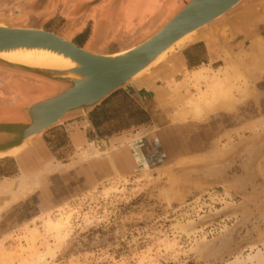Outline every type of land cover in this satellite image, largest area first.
<instances>
[{"label":"rangeland","instance_id":"obj_1","mask_svg":"<svg viewBox=\"0 0 264 264\" xmlns=\"http://www.w3.org/2000/svg\"><path fill=\"white\" fill-rule=\"evenodd\" d=\"M2 1L8 2L5 13L12 19L21 6L36 14L53 1L51 10H58L51 14L67 6L65 0ZM133 1L112 0V8L123 15L116 17L111 51L144 41L174 5L144 0L142 6L135 0L140 7L133 13L127 10ZM247 2L256 3L258 15L246 21H257L247 34H258L264 0ZM99 3L82 5L90 11ZM236 12L215 23L225 27L215 41L223 63L182 74L179 65L161 62L130 83L140 102L160 116L158 125L155 120L143 131L95 136L91 141L103 153L57 172L46 169L54 161L71 163L91 141L74 150L58 127L20 156L0 159V181L19 177L22 158L31 164L32 176L40 174V187L2 212L0 264H264V71H251L248 52L242 57L227 49L242 46V35L238 39L234 31L247 24L240 25ZM228 18L236 19L231 33ZM85 23L84 37L93 28L92 21ZM196 38L176 46L170 56ZM0 77L5 97L0 107L6 108L16 104L10 99L17 89L13 80L28 83L31 77L1 69ZM55 94H29L27 100L21 95L17 104L24 108ZM20 121L0 116V123Z\"/></svg>","mask_w":264,"mask_h":264},{"label":"water","instance_id":"obj_2","mask_svg":"<svg viewBox=\"0 0 264 264\" xmlns=\"http://www.w3.org/2000/svg\"><path fill=\"white\" fill-rule=\"evenodd\" d=\"M247 1L250 0H185L184 5L144 41L118 55L89 52L43 28L0 26V53L21 49L45 50L75 64L73 68L60 70L31 67L0 58L3 69L65 86L55 96L24 108L6 107L22 112L28 121L0 123V159L19 156L68 116H84L118 90L167 61L171 53L169 49L182 38L202 32Z\"/></svg>","mask_w":264,"mask_h":264},{"label":"crops","instance_id":"obj_3","mask_svg":"<svg viewBox=\"0 0 264 264\" xmlns=\"http://www.w3.org/2000/svg\"><path fill=\"white\" fill-rule=\"evenodd\" d=\"M67 2V6L63 8V11L60 12L59 17H61V20L64 22L62 24V30L59 31L60 33H57L61 37L70 40L74 43H76L78 46L88 50L89 52L92 53H97V54H113L117 53L120 51H123L124 48L122 46H119V48L115 50H110V41L113 40L111 35L114 33L113 31L116 29L115 25L118 23V20L116 17H120L123 15L121 12V9H113L112 8V0H102V3H99L96 5L93 9L90 11H87L86 9L83 8V1L85 0H65ZM172 1L174 5L172 6V10L170 11V15H172L174 12H176L182 5L181 2L184 0H168ZM134 3H137L138 7H140V2H136L135 0L133 1ZM144 0H142V6ZM73 3V4H71ZM78 3V4H77ZM73 5V6H71ZM82 5V6H81ZM164 4H161V7ZM180 5V6H179ZM239 8H237L236 16H238V21L240 22V25H244L247 20H249L252 16L254 17L256 15V3L253 2H246V4H241ZM179 6V7H178ZM52 3H50L49 6H44L42 7V10L46 11L45 14L49 15L51 11ZM146 7H149L148 4H146ZM165 7V6H164ZM163 7V8H164ZM47 8V10H45ZM177 8V9H176ZM144 9V8H143ZM176 9V10H175ZM61 10V9H60ZM158 11V10H157ZM155 12L153 16H158L159 12ZM264 11V10H262ZM261 12V11H260ZM169 15V16H170ZM227 17V16H226ZM224 17L223 19H225ZM168 18V17H167ZM166 18V19H167ZM241 18V19H240ZM87 21H92L93 22V28L90 32L89 35L83 38L81 43H78V41H75V36L81 33H86L88 30L86 28V23ZM120 21V20H119ZM226 21H228V25H226V31L230 32L229 29L233 30L234 26L231 25L236 19L234 18H228ZM260 21V22H259ZM258 25H257V31L259 32L258 34L254 33V35L247 34L248 33V28L253 25V27L256 28V22H246V26L240 27L239 31H234V34L236 38H238L239 35H242L241 41H242V46H237L235 47L234 45H230L232 47H227L228 50H230L232 53H237L241 55L242 57H245V53H247V57L249 59L250 64V69L253 70L256 66V70H251L252 72L260 73L261 71H264V14L261 15L259 18ZM224 25L221 24H213L210 25L208 28L203 30L202 32L198 33L200 35L198 38L194 39V42L189 44L185 49H183L178 55H173L170 56L168 55L167 61H164L165 64L168 66H176L179 65L180 71L183 73L185 72H192L196 68H200L202 66H210L213 65L216 62H222L223 63V58L222 57H217L219 52H222L221 50H218L217 44H216V39H217V32L219 29L223 31ZM229 28V29H228ZM228 29V30H227ZM58 32V31H55ZM64 32V33H63ZM67 33V35H65ZM222 33V32H221ZM224 33V31H223ZM231 33V32H230ZM228 33V35H230ZM240 38V36H239ZM238 38V39H239ZM237 42L236 40L233 42V44ZM102 47V51H95L93 48H100ZM250 52L249 51H252ZM229 52V51H228ZM252 55V56H251ZM259 56V57H258ZM258 57V58H256ZM261 59V60H260ZM258 60V63L256 62ZM229 61V60H227ZM223 66L220 64V67ZM4 72L10 73L13 76H18L19 77L22 75L17 72L9 71L6 69L1 68ZM25 76V75H24ZM30 77V76H28ZM30 82H16L13 80L12 85H16L17 90L21 93L23 98H27V96L30 94V96H34L37 94H40L44 91H52L56 90L57 94L60 93L65 89V86H59L55 83L49 82L47 80L41 79V78H30ZM260 79V78H258ZM37 82H39L37 84ZM16 83H21V84H29L33 85L34 89L32 92L29 91L27 87L24 85H18ZM15 89V88H14ZM138 89V88H137ZM124 91L126 94H128L138 105L140 108H142L150 118V121L146 123H139L137 119L131 118L128 120V125L126 129L119 131L118 133H110L107 136L109 138L116 137L117 135H122V134H127L129 132L133 131H143L149 127H151L153 124H155L156 120V115L154 113L153 108H149L147 106H144L140 100L136 97V87L133 86L132 84H129L127 87L120 89ZM118 90V91H120ZM16 91V90H15ZM14 91V92H15ZM117 91V92H118ZM116 93V92H115ZM114 93V94H115ZM20 95V96H21ZM56 95V94H55ZM54 95V96H55ZM113 95V94H112ZM111 95V96H112ZM19 96V95H18ZM110 96V97H111ZM109 97V98H110ZM50 98V97H49ZM27 100V99H26ZM107 100V99H106ZM102 104V103H101ZM100 104V105H101ZM99 106V105H98ZM96 106V107H98ZM18 107V104H13L10 105L8 108H14ZM95 107V108H96ZM93 108V109H95ZM87 111V113L82 117V114H72L68 116L64 121H62L60 124L54 126L50 130H48L46 133L53 134L55 130H53L55 127H60L59 129H65L66 132V138L68 139V147H73L74 150H79V148H82V144L91 141L97 136L100 138V135L98 133V128L94 126V124L90 120V112L93 110ZM131 107H129L128 110H125V115L127 116L131 112ZM2 111V109L0 110ZM4 115H0L3 117L9 116V117H21L22 121H27V117L22 113L19 112L18 110L12 111L8 110ZM23 115V116H22ZM8 118V117H7ZM20 121V122H22ZM58 129V128H56ZM93 146L96 148H100L105 150L98 142L96 141H91L88 146ZM83 148L80 151H77L76 154L74 155V160H72L71 163L64 164L60 163L58 161H54L51 166H55L57 164H61L64 166L65 169L67 167H71L77 164L78 159L76 156L82 154L84 151L87 149ZM54 154V153H52ZM78 154V155H77ZM16 157H11V158H6V159H14ZM91 158V157H89ZM88 159V158H87ZM85 159V160H87ZM5 161V159H4ZM19 163V169L20 167V162ZM66 166V167H65ZM21 171V169H20Z\"/></svg>","mask_w":264,"mask_h":264},{"label":"bare ground","instance_id":"obj_4","mask_svg":"<svg viewBox=\"0 0 264 264\" xmlns=\"http://www.w3.org/2000/svg\"><path fill=\"white\" fill-rule=\"evenodd\" d=\"M239 6H237L236 8H238ZM127 10L131 11L133 13H136V11L138 10L137 3L131 2V4L128 5ZM257 16H254V17H257ZM0 26H10V25L0 23ZM13 27H23V26L15 25ZM26 28H28V27H26ZM191 34L187 35L186 37H184L180 41H178L176 44H174L169 49V51L170 50L172 51L178 45L185 44L187 41H190L191 39L200 36L198 34H195V35H191ZM135 46H133L129 49L117 52V53H113V54L118 55V54L125 53V52L131 50L132 48H134ZM169 51H167L162 56H160L158 60L162 59L165 56V54H167ZM258 57H256V58H258ZM0 58H3V59L8 60L10 62L25 64V65H28L31 67H38V68H51V69L62 70V69L73 68L75 66V64L70 59H66L63 56H60V55L55 54V53L50 52V51L37 50V49H34V50H23V49H21V50H16V51H11V52H4V53H0ZM256 62L258 63V60ZM203 110L204 109H201L202 113H204ZM181 114H183V113H181ZM159 121H160V116L156 115L157 125L159 124ZM86 149L87 150L84 151L82 154H80V155L77 154L78 156H76V157L78 160H85V159L92 157V156H98L105 151L103 149H100L99 147L96 148L93 146H90ZM122 159H123V156H122ZM20 167H21L20 168L21 171L19 173L20 175L18 178H16V179H5V180L0 181V197H1L0 198V201H1L0 217L2 215V212L5 210V208H7L9 205H11L14 201H18L19 199H22L25 196H27L30 192L35 190L40 184V180H39L40 174L38 173V174L32 176L34 171H31V164L28 163L27 160H25L24 158L20 159ZM62 168H64L63 165L57 164L55 166L47 167L46 171L57 172V171L61 170Z\"/></svg>","mask_w":264,"mask_h":264},{"label":"trees","instance_id":"obj_5","mask_svg":"<svg viewBox=\"0 0 264 264\" xmlns=\"http://www.w3.org/2000/svg\"><path fill=\"white\" fill-rule=\"evenodd\" d=\"M131 107L127 116L125 110ZM90 120L98 128L100 136L118 133L127 128L128 120L135 118L139 123L150 121L147 113L136 105L135 101L124 91L120 90L105 100L101 105L90 112ZM55 127L53 130H56Z\"/></svg>","mask_w":264,"mask_h":264},{"label":"flooded vegetation","instance_id":"obj_6","mask_svg":"<svg viewBox=\"0 0 264 264\" xmlns=\"http://www.w3.org/2000/svg\"><path fill=\"white\" fill-rule=\"evenodd\" d=\"M52 4L55 6V1H53ZM8 6H9L8 2L0 0V22L1 23L8 25L13 21V23H12L13 26L18 25V26H23V27H28V28H43L47 31H50V32H53L56 34L57 33L61 34V32H59V31L62 30V24L64 22L61 20V17H59V14H57L55 12L52 14L49 13V15H48V13L46 15L45 12H43V13L39 12V14H36L37 11L33 12V11H30V9H25L24 6H21L19 8V13L16 14V16L12 19L11 16L9 17L5 13V9ZM53 10L56 11L58 9L54 8L51 11H53ZM55 31H58V32H55ZM65 35H67V33H65ZM82 35H83V33L75 36V38H74L75 41H78V43H81L83 38H84V36H82ZM3 80H4V78L0 77V81H3ZM0 84L3 85L1 82H0ZM19 84L27 87L30 92H32L34 89L33 85H29L26 83H24V84L19 83ZM7 86H9V85L7 84ZM18 95L20 96L21 93L19 92V90L16 89V92H14V91L11 92V95H10L11 98L10 99L14 100L13 102H16V103L21 102L22 99H20V101H17L19 98ZM4 99H5V97L3 95L0 96L1 102L4 103ZM23 100H26V99L23 98ZM23 100H22V102H23ZM1 109H2V111H0V115H4L6 112H8L7 109L2 107V106L0 107V110Z\"/></svg>","mask_w":264,"mask_h":264}]
</instances>
